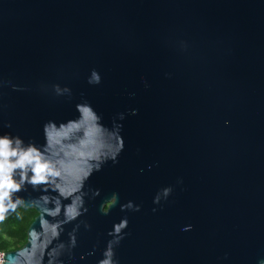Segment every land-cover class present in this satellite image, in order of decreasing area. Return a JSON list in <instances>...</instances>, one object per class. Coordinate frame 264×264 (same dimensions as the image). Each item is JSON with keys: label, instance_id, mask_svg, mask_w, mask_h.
Returning <instances> with one entry per match:
<instances>
[{"label": "water", "instance_id": "water-1", "mask_svg": "<svg viewBox=\"0 0 264 264\" xmlns=\"http://www.w3.org/2000/svg\"><path fill=\"white\" fill-rule=\"evenodd\" d=\"M0 82V124L25 142L42 144L43 123L75 119L84 101L108 127L125 115L119 162L87 181L62 264H97L122 219L118 264H264V0H0ZM19 195L36 216L7 264L51 239L45 222L43 243L26 247L54 194ZM128 202L140 211H121Z\"/></svg>", "mask_w": 264, "mask_h": 264}, {"label": "clouds", "instance_id": "clouds-1", "mask_svg": "<svg viewBox=\"0 0 264 264\" xmlns=\"http://www.w3.org/2000/svg\"><path fill=\"white\" fill-rule=\"evenodd\" d=\"M87 83L99 85L100 74L92 70ZM12 90L24 91L16 86H12ZM52 91L56 96L71 95L69 88H61L59 85H53ZM75 112L78 114L75 119L59 123L55 120L44 122L43 143L39 145L4 132L3 128H11L10 123L0 124V223L24 205L25 200L19 193L31 188L33 191L54 194L45 201L48 213L44 220L39 221L29 232L26 247L32 250L43 243L45 222L52 229L51 239L42 252L37 249L24 255L21 254L24 249H21L19 253L14 254L17 264H62V257L65 254L70 255L76 246L75 229L68 234L67 244L61 241L60 237L67 224L73 223L87 212L85 197L88 193L84 190L87 181L94 173L100 172L104 165H116L124 150L121 135L123 125L117 122L125 119L123 113L118 114L111 127H108L103 123L102 116L87 101L76 104ZM130 115L136 116L137 110L133 109ZM68 183L78 187L76 191L65 195L62 189ZM171 192L170 187L160 190L153 198V203L159 204L161 200H166ZM98 195L99 190L91 194L92 198ZM117 202L118 194L113 193L111 198L100 206V213L107 215ZM120 210L138 212L140 208L128 202L121 205ZM156 210L152 209L153 212ZM61 217L62 219H58ZM126 228V219L113 225L108 233L112 239L108 241L97 264H118L114 249L124 238ZM181 231H191V225ZM0 264H7L3 253H0Z\"/></svg>", "mask_w": 264, "mask_h": 264}, {"label": "trees", "instance_id": "trees-1", "mask_svg": "<svg viewBox=\"0 0 264 264\" xmlns=\"http://www.w3.org/2000/svg\"><path fill=\"white\" fill-rule=\"evenodd\" d=\"M36 216L32 209L18 208L0 223V252L15 251L23 246L26 241V230Z\"/></svg>", "mask_w": 264, "mask_h": 264}, {"label": "built area", "instance_id": "built-area-1", "mask_svg": "<svg viewBox=\"0 0 264 264\" xmlns=\"http://www.w3.org/2000/svg\"><path fill=\"white\" fill-rule=\"evenodd\" d=\"M0 253H2V252H0Z\"/></svg>", "mask_w": 264, "mask_h": 264}]
</instances>
